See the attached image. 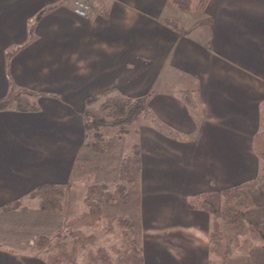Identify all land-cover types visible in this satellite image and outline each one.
Masks as SVG:
<instances>
[{
	"label": "crops",
	"instance_id": "crops-1",
	"mask_svg": "<svg viewBox=\"0 0 264 264\" xmlns=\"http://www.w3.org/2000/svg\"><path fill=\"white\" fill-rule=\"evenodd\" d=\"M90 1L99 9L82 18L71 0H0V99L10 84L55 95L37 98L38 112H0V206L42 183H67L85 140L87 97L145 96L188 140L147 124L131 129L141 158L144 264H207L209 217L186 200L258 172L252 140L264 124V0H208L191 23L168 0ZM184 89L200 113L180 99ZM157 228L181 238L179 259L157 245ZM0 264L44 263L0 249Z\"/></svg>",
	"mask_w": 264,
	"mask_h": 264
},
{
	"label": "trees",
	"instance_id": "trees-1",
	"mask_svg": "<svg viewBox=\"0 0 264 264\" xmlns=\"http://www.w3.org/2000/svg\"><path fill=\"white\" fill-rule=\"evenodd\" d=\"M207 1L168 4L183 13H201ZM163 23L181 29L171 18ZM203 23L201 19L194 25ZM22 47L7 51V61ZM41 96L55 97L10 84L0 99V112H38ZM179 97L200 113L189 90H181ZM140 122L169 139L188 140L148 108L145 96L112 90L87 97L85 140L67 183H42L1 205L0 249L35 256L44 264H144L140 148L125 145L126 134ZM252 149L259 162L255 178L186 200L188 209L209 217L207 264H264V125L255 133ZM79 182L80 196L70 214V189ZM32 201L35 206L26 204Z\"/></svg>",
	"mask_w": 264,
	"mask_h": 264
},
{
	"label": "rangeland",
	"instance_id": "rangeland-1",
	"mask_svg": "<svg viewBox=\"0 0 264 264\" xmlns=\"http://www.w3.org/2000/svg\"><path fill=\"white\" fill-rule=\"evenodd\" d=\"M194 13L195 12L182 13L183 16L187 17L186 23H191L192 21H195L196 15ZM143 124L145 123L144 122L138 123V125H143ZM133 142L135 143L137 142V140H136V135L134 131L131 130V131H128V133L125 136V145L128 147L132 145ZM80 189H81L80 182L76 183L75 186L70 189V193H69L70 207L68 210L70 214L74 212V207L80 196ZM26 204L30 207H33L36 205L35 201L26 202ZM152 232H154L153 234H159V235L153 236L155 237V241L157 245H159L164 251H167L173 258L179 259L180 254H182L185 250V249L183 250V247L181 245L182 244L181 238L179 236H175L173 233L171 234L167 233V230L162 229V228H157L155 231L153 229ZM152 232L149 231V234ZM190 239L192 240L191 236H189V241Z\"/></svg>",
	"mask_w": 264,
	"mask_h": 264
},
{
	"label": "built area",
	"instance_id": "built-area-1",
	"mask_svg": "<svg viewBox=\"0 0 264 264\" xmlns=\"http://www.w3.org/2000/svg\"><path fill=\"white\" fill-rule=\"evenodd\" d=\"M73 12L79 17L87 18L94 11L99 9L96 2L90 0H71Z\"/></svg>",
	"mask_w": 264,
	"mask_h": 264
}]
</instances>
